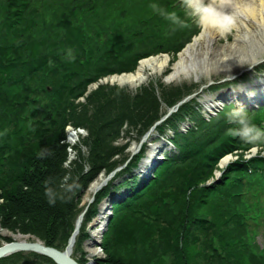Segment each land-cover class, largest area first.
<instances>
[{
	"label": "trees",
	"instance_id": "obj_1",
	"mask_svg": "<svg viewBox=\"0 0 264 264\" xmlns=\"http://www.w3.org/2000/svg\"><path fill=\"white\" fill-rule=\"evenodd\" d=\"M172 1L175 6L165 7L164 0H51L71 8L67 17L61 15L49 26L53 20L40 17V0H0L3 228L65 249L87 206L81 202L88 187L102 172L108 175L127 163L88 206L74 257L84 251L87 228L100 203L110 198L114 211L102 241L106 257L97 259L99 264H264V244L257 240L263 234L264 142H246L229 132L234 125L227 113L234 104L208 121L194 96L163 119L194 93L192 88L159 82L162 92L157 95V85L150 81L136 90L99 83L88 92L89 85L105 76L134 72L151 55L169 52L171 65L176 61L199 28L185 19L181 3ZM152 4L176 12L184 26L164 19ZM245 109L264 131V106ZM184 122L191 124L186 131L181 130ZM70 124L87 130L82 144L89 148L72 170L64 166ZM152 128L160 135L170 130L176 152L166 154L147 180L135 173L146 144L132 157L127 149L135 133L141 139ZM124 136L130 139L119 142ZM255 146L258 153L247 157ZM228 154L235 158L220 167ZM66 175L76 185L73 193L50 204L45 181L59 191ZM23 254L1 258L0 264H17ZM27 255L24 264H35L34 258L56 264L37 252ZM77 260L87 263L85 255Z\"/></svg>",
	"mask_w": 264,
	"mask_h": 264
},
{
	"label": "rangeland",
	"instance_id": "obj_2",
	"mask_svg": "<svg viewBox=\"0 0 264 264\" xmlns=\"http://www.w3.org/2000/svg\"><path fill=\"white\" fill-rule=\"evenodd\" d=\"M40 1L42 3V6H41L39 11L43 12V14H41L40 17L48 19V20H53V21L49 22V26L51 24L54 25V23L59 20L58 18L61 15H64V16L67 17V11H69V9L71 8L70 3H67L65 5H60V4L59 5H57V4L55 5V4H52L51 0H49L50 2H48L47 0H40ZM44 2H46V3H44ZM172 2H173L172 0H164V4H165L164 6L165 7L175 6V4L171 5ZM177 3L180 4L181 2L177 1ZM33 5L35 6L34 3H33ZM79 15H83V13H81ZM184 17H185V19H188V20L191 19V21L195 22L193 18H191V17H189V16H187L185 14V11H184ZM200 31H201V29L199 28V32L198 33H200ZM198 33H196V35ZM236 33H237V30H236V28H234L231 32L226 33L224 35H221L218 38V40L215 42V46L217 48H222L223 46L233 42L235 37H236ZM195 36H193L192 40L194 39ZM190 42H188L187 44H189ZM160 54L161 55L168 54V56L171 57L168 66L165 68V70H164V72L162 74L150 75L148 77V79L142 85H140L138 87H132L129 84H124V85H120V86H128L129 88H131L133 90H136L138 88L143 87V85L144 86L147 85L150 81H154L155 85H157L156 94L159 95L162 92L161 88L158 86L159 82H162L164 84V86H166L168 88L174 87V86H182L184 84H187L189 86V88L193 89L194 93H192L191 95H187L186 97L190 96V97H188L189 99L194 97V96L198 97V99L200 100V102H201V104L203 106L202 113L204 114V112H208V111L210 112V111L218 109L217 107H213V109L207 107V105L205 104V100L208 97H211V96L215 95L220 90H224V89H235L236 90L240 86L248 87L249 85L254 83L257 79H260L261 77L264 76V58H261V59H259L258 62L253 63V64H250L248 62L243 63V66L241 68H239V69H236L233 73H229L228 71H225V70L217 72V73H214V72H211V73L202 72L198 76V78H196L194 75L191 76V77H186L184 75H181V77H179V78L177 77V78H175V79L170 81V80L167 79V77H168L169 73L171 72L172 66L174 64L173 63L171 65V62L173 60V55L171 53H169V52H164V53H160ZM160 54H157V55H160ZM151 56H153V55H151ZM178 56L179 55H177L176 60L178 59ZM111 77H112V75L108 76V77H106V76L103 77L97 83H95L93 85H90L89 89H92V88L96 89L99 86L98 83H100V82H102L101 84H106V83L118 84V83L113 82L111 80ZM186 97L184 98L185 100L183 99L184 102L188 100V98L186 100ZM235 98L236 97H234V99ZM81 100L84 101L85 99L83 98ZM235 100L237 102V106L243 105L244 108L253 107L252 109H255L259 105H264V96H261V97H259L257 99L253 98V99H250V100H246V99H243L242 101L238 100V99H235ZM225 103H230V101L225 102ZM219 106H221V105H219ZM166 107L167 106L162 101V109H163V111H166ZM172 108L173 107H171L170 109H172ZM169 112H170V110H169ZM168 113L163 117L164 119L170 114V113L169 114ZM70 125H68L66 127L68 132H66V134H67V136H66L67 138L66 139L67 140L65 139V142H67V143L69 142L68 143L69 145L67 147L68 159H67V161L64 164V166L68 170H72L73 169V167H72L73 163L75 161H77V160H80V157H79L80 153L83 156H88V154H89V148L82 144V140L85 139L88 136L87 130H85L82 127H78L77 130H80V132L77 133L78 134V141L75 144H72L70 142V135H68L69 131L71 130L70 128H68V127H70ZM190 125L191 124L188 123V122L187 123L186 122L182 123L181 124V130H186ZM71 127H72V130H73V126H71ZM66 129H65V131H66ZM152 129L149 130L141 139H138V138L135 139L137 137L136 133L133 135V137L131 139V144H130L129 148L127 149V153L131 152V157L133 156L132 152L138 147V145L141 144V146H143V144H146V146H147L146 152H148V150H150L151 145H156L160 141L163 142V143L165 142V144H166V146L164 147L166 149L165 154L169 155V154H173V152H176L175 149H173L172 144L168 140V138L172 135V132L170 130H168L167 132L162 133L161 135H159L156 131H154V129L153 130ZM129 139L130 138H127V137L124 136L123 138H121L119 140V142L125 143ZM257 150H258V148L255 146L254 148L251 149V151L248 153L247 156L250 157L251 155H254L257 152ZM146 152H145V156L147 155ZM162 153H163V151L161 152L160 156L162 155ZM131 157L129 158V160L131 159ZM226 157L227 158H224L225 160L223 162H220L221 167L228 165L229 161L232 158H235L234 155H232V154H228ZM86 167H87V164H86ZM149 168H151V167H149ZM139 170L140 169H136V173L137 174L139 173L140 177H142L143 176V173H142L143 171H139ZM149 173H151V171H149ZM144 174H146L145 171H144ZM220 174H219V176H220ZM120 192H123V188L120 189ZM120 192L118 194H120ZM92 195H93V191L90 190V186H89L87 191H86V193H85V195H84V197H83L81 205H83L85 203H88V201H89V199H91ZM85 209H86V207H85ZM95 222H96V219L93 220V222L87 228L88 232H89V237L83 243L84 251H80V252H75L74 253L76 258H81L82 256L85 255V258H86V261H87L86 264H89L90 260L95 262L96 259H103V258L106 257V254H103L102 253V249L99 247V245H100L99 241L101 239V228L99 227V225L97 226V222L96 223ZM3 231H6V232H3ZM260 231L263 234L259 235L257 240H258L259 244L263 246V244H264V219H263L262 224L260 225ZM21 234L22 233H20V232H12V231H10V230H8L6 228H3L1 226V224H0V245H2L3 243L7 242L5 240L7 237H11L14 240H17L16 235H21ZM95 234L97 235V237L94 236ZM22 236L24 238H26L27 241L40 240V238H38V237H36L34 235H31V234H25V235L22 234ZM40 241H42V240H40ZM23 252H24V254L22 256L17 257V260H16L17 264H24L23 260L26 259V257H28V255H27L28 251H23ZM73 252H74V246H73ZM94 252H96V253H94ZM29 256H31V255H29ZM31 257H33V256H31ZM33 260H34L35 264H48V263H46L44 261L37 260L35 258ZM97 264H99V263H97Z\"/></svg>",
	"mask_w": 264,
	"mask_h": 264
},
{
	"label": "bare ground",
	"instance_id": "obj_3",
	"mask_svg": "<svg viewBox=\"0 0 264 264\" xmlns=\"http://www.w3.org/2000/svg\"><path fill=\"white\" fill-rule=\"evenodd\" d=\"M248 8L243 15L238 13L236 24V37L233 42L217 48L215 42L221 35L215 30H201L194 39L178 54V59L174 62L172 70L167 79L173 80L184 75L186 77L198 76L202 72L217 73L220 71H228L233 73L236 69L243 66V63H256L259 59L264 58V0H247ZM171 57L168 55H153L140 61L138 68L134 72L125 73L123 75H115L111 80L121 85L129 84L132 87L142 85L150 75L162 74L168 66ZM260 86V87H259ZM249 89L257 91L251 94ZM264 95V76L257 79L248 87L240 86L235 89H224L218 91L215 95L205 100L207 107L213 109L217 105L238 99L250 100L257 99L258 96ZM234 97H236L234 99ZM70 142L75 144L78 141V134L69 132ZM165 142H158L151 145L147 155L140 163L141 171H148L152 166L157 152L165 151ZM103 179V178H102ZM99 178L92 183L90 190L93 191L101 182ZM106 210L104 204L101 206V214L97 219V224L103 226L106 222ZM6 232V231H3ZM77 235H75L74 239ZM94 236L97 237L95 234ZM17 240L26 239L22 235H16ZM72 239V246H74ZM27 240V239H26ZM96 253V252H94ZM89 264H97V261L90 260Z\"/></svg>",
	"mask_w": 264,
	"mask_h": 264
},
{
	"label": "clouds",
	"instance_id": "obj_4",
	"mask_svg": "<svg viewBox=\"0 0 264 264\" xmlns=\"http://www.w3.org/2000/svg\"><path fill=\"white\" fill-rule=\"evenodd\" d=\"M180 2L185 14L193 18L201 30H215L221 34L231 32L236 27L238 13L243 15L248 8L247 0H180ZM150 7L171 23L184 26L176 12H166L156 4ZM227 119L234 125L229 129L231 134L250 143L264 142V131L256 127L243 105L227 113ZM69 180L70 176L66 175L59 184V191L50 186V181H45V195L50 204H55L57 198H70L76 185L74 182L69 183Z\"/></svg>",
	"mask_w": 264,
	"mask_h": 264
},
{
	"label": "water",
	"instance_id": "obj_5",
	"mask_svg": "<svg viewBox=\"0 0 264 264\" xmlns=\"http://www.w3.org/2000/svg\"><path fill=\"white\" fill-rule=\"evenodd\" d=\"M164 55H168V54H164ZM123 74H125V73H123ZM123 74H121V75H123ZM119 85H121V84H119ZM188 97H190V96H188ZM188 97H186V100H187ZM184 100L180 101L176 105V108L178 107V105L183 103ZM176 108H172L170 110V112L176 110ZM139 148H140V145H138V147L132 153L135 154V152H137ZM121 168L122 167L117 168L114 172L110 173L109 175H107L106 177H104L102 179V182L93 190V195H92L91 199H89L88 205L91 204L94 201L95 193L99 189H101L104 185H106L107 182L115 174V172L117 170H120ZM88 205H87L86 209L78 217V219L76 221V227H75L71 237L69 238L68 244L65 247V249L61 250V249H58V248L53 247V246H48L44 242H42L40 240H35V241H27L26 239H23V240H12L10 242H5L2 245H0V259L4 258V257H7L9 255L15 254V253L20 252V251H33V252H37V253H40V254H43V255H46V256L52 258L55 261L56 264H81L72 255L73 254L72 239H74L75 235H77L79 233V229H80L81 223H82V221L84 219V214H85V212H86V210L88 208ZM74 241H75V239H74Z\"/></svg>",
	"mask_w": 264,
	"mask_h": 264
},
{
	"label": "built area",
	"instance_id": "obj_6",
	"mask_svg": "<svg viewBox=\"0 0 264 264\" xmlns=\"http://www.w3.org/2000/svg\"><path fill=\"white\" fill-rule=\"evenodd\" d=\"M68 128H70V129H71L70 131H72V127H71V126H70V127H68ZM70 131H69V132H70ZM102 253H103V251H102Z\"/></svg>",
	"mask_w": 264,
	"mask_h": 264
}]
</instances>
